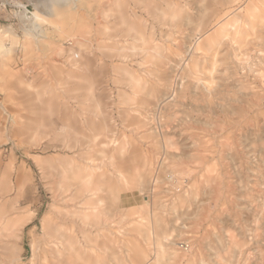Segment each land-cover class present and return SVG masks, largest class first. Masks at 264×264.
I'll use <instances>...</instances> for the list:
<instances>
[{"label": "rangeland", "instance_id": "obj_1", "mask_svg": "<svg viewBox=\"0 0 264 264\" xmlns=\"http://www.w3.org/2000/svg\"><path fill=\"white\" fill-rule=\"evenodd\" d=\"M263 207L264 0H0V264H264Z\"/></svg>", "mask_w": 264, "mask_h": 264}, {"label": "bare ground", "instance_id": "obj_2", "mask_svg": "<svg viewBox=\"0 0 264 264\" xmlns=\"http://www.w3.org/2000/svg\"><path fill=\"white\" fill-rule=\"evenodd\" d=\"M217 1V0H214ZM107 11V10H106ZM228 14V13H227ZM223 16V15H222ZM180 45V44H179ZM167 62V61H166ZM173 64V63H172ZM200 139V138H199ZM223 153V152H222ZM85 168V167H84ZM216 170V169H215ZM116 175H118L119 177H123L124 175H122V173L120 171H116ZM228 186V185H227ZM206 187V186H205ZM218 198V197H217ZM228 199V198H227ZM223 203V202H222ZM264 208V207H263ZM208 210V209H207ZM224 210V209H223ZM264 210V209H263ZM106 223V222H105ZM202 223V222H201ZM195 226V225H194ZM209 226V225H208ZM197 229V228H196ZM208 230V229H207ZM210 231V230H209ZM205 232V231H204ZM208 235V234H207ZM66 243V242H65ZM199 243V242H198ZM199 245V244H198ZM76 250V249H75ZM181 251V250H180ZM198 252V251H197ZM98 254V253H97ZM33 255V254H32ZM104 257V256H103ZM182 259V257H181ZM183 260V259H182ZM264 260H262L261 262H263ZM260 262V261H259ZM186 263V262H185Z\"/></svg>", "mask_w": 264, "mask_h": 264}, {"label": "built area", "instance_id": "obj_3", "mask_svg": "<svg viewBox=\"0 0 264 264\" xmlns=\"http://www.w3.org/2000/svg\"><path fill=\"white\" fill-rule=\"evenodd\" d=\"M68 44H69V45H72V41H69Z\"/></svg>", "mask_w": 264, "mask_h": 264}]
</instances>
